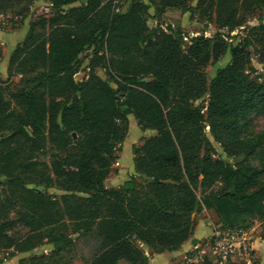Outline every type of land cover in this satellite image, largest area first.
<instances>
[{
  "label": "trees",
  "instance_id": "1",
  "mask_svg": "<svg viewBox=\"0 0 264 264\" xmlns=\"http://www.w3.org/2000/svg\"><path fill=\"white\" fill-rule=\"evenodd\" d=\"M49 1L60 11L32 22L9 60L11 76L28 65L30 72H39L31 78L22 75L14 95L16 109L2 112L7 114L0 132L30 129L38 134L47 121L50 134L65 138L56 122V99L79 93L62 112L68 130L80 135L74 151H68L75 176L57 169L65 180L66 195L60 201L23 189L25 202L14 219L5 218L8 207L0 197V252H11L13 258L49 241L51 253L20 258L17 264H73L82 242L85 264H148L153 254L178 251L191 238L199 210L213 211L229 231L264 218V168L215 159L204 132L209 127L213 138L224 142L231 112L249 110L252 95L264 93V83L246 82L243 75L249 48L258 47L264 58V23L248 25L252 18L260 21L264 0H198V18L214 23L218 32L214 38L193 39L187 50L182 33L172 26L166 31L147 27L149 7L142 0H131L126 11L117 13L110 0ZM161 1L185 8L184 0ZM75 3L80 5L61 10ZM23 10L14 12L11 1L0 0L2 14L18 16ZM224 30L238 35L228 43L220 32ZM103 42L108 59L101 53ZM87 49L94 52L93 66L108 61L116 91L92 72L85 83L74 84V63ZM227 52L230 63L209 82L206 67ZM35 84L48 92V101L35 94ZM204 96L207 104L196 106ZM128 115L142 129L157 133L134 152L135 170L145 185L140 191L131 180L122 191H109L103 181ZM63 142L65 148L71 145L66 138ZM14 156L0 152V172L8 178L15 170ZM214 184L221 189L197 197L198 188ZM70 228L75 240L68 235Z\"/></svg>",
  "mask_w": 264,
  "mask_h": 264
},
{
  "label": "rangeland",
  "instance_id": "2",
  "mask_svg": "<svg viewBox=\"0 0 264 264\" xmlns=\"http://www.w3.org/2000/svg\"><path fill=\"white\" fill-rule=\"evenodd\" d=\"M11 1L14 12H23L20 15L11 13H0V121L4 119L2 114L6 109L10 112L16 109V101L14 95L22 86L20 83L22 75L24 77H33L38 72H30L29 65L24 68H19L18 73L24 69V73L11 76L8 72V64L15 49L21 45L28 33L29 26L32 22L40 19H50L54 17L60 9L54 7L49 0H8ZM131 0H116L113 4L114 11H126ZM149 7L146 16V25L149 29L161 28L166 31L167 26L170 25L182 33V48L187 50L190 42L200 36L207 38H214L218 32L217 27L212 22H205L198 18L196 13V5L198 0H184L183 9L178 6H165L161 0H142ZM75 3L71 6L62 7L61 10H68L72 7L79 6ZM192 9V10H191ZM264 23V13L261 14L260 21L257 18H252L248 21L249 26H257ZM226 41L231 42L230 37L238 35V32L232 34L228 30L220 31ZM243 35V34H240ZM101 53H105L106 59L109 58L106 53V43L101 44ZM250 55L248 56L243 72L246 82L261 85L264 83V58L260 55L258 47L249 48ZM94 52L92 49L85 50L75 61L74 69L75 75L73 82L75 85L83 84L87 81L90 73H94L102 82L107 84L112 90L116 91L117 86L114 81L116 77L109 71V63L98 64L93 66ZM230 55L227 52L221 59L215 63L210 64L205 69V75L210 82L216 73L230 63ZM23 71V70H22ZM114 75V76H112ZM149 80V79H146ZM33 91L39 97L48 101V92L42 87L33 86ZM121 93H118V97ZM250 102V109L247 111L235 110L231 112L229 123L230 129L226 130V134L222 135L224 142H217L211 135L209 127H206L204 132L209 141L211 154L215 159H219L230 165L236 163L242 164L250 169L264 168V93H255L252 95ZM79 97V93L68 92L62 97H58L56 102L59 104L60 112L57 116V125L61 132H64V137L70 140L71 145L64 147L65 138L62 135L50 134L48 122L45 123V128L41 127L38 134H33L30 129L25 132H0V152H14L13 158L14 168L13 175L8 178L0 172V197L4 204L8 207V213L5 218L14 219L15 211L24 205V192L27 191L41 192L58 201L63 195H66L64 190L65 180L57 176V169L64 173H69L75 176V168L70 166L71 152L74 151L75 142L78 135L75 131H69L68 126L63 123V109L74 103L75 99ZM208 96H204L201 100L196 101L195 105L199 106L207 104ZM124 132L120 139L114 144L113 159L111 160L108 175L103 181V186L109 191H122L124 184L135 180L140 191L145 185L140 175L135 170L134 152L142 147L144 141L148 138L154 137L157 133L153 130L142 129L138 121L133 115L127 116V122L124 126ZM87 130H83V133ZM75 135V137H73ZM229 136V137H228ZM1 169V166H0ZM264 181V177L262 178ZM13 181L16 185L11 187L8 183ZM221 184H214L213 186L202 190L198 188L197 197H202L204 193L216 192L221 189ZM197 215H202L199 210L193 217L194 222L197 220ZM208 217V215L206 216ZM208 221L212 224L213 233L218 231L229 234L228 244L235 242L243 234L254 230L259 235H264V218H257L250 220L246 226L238 228V231H229L223 229L211 217ZM248 228L246 229L245 227ZM20 233L24 232L22 229L18 230ZM48 231L47 229L45 230ZM48 233V232H47ZM68 235L75 240L77 234L73 229H69ZM218 236L210 235L204 242H199L197 250L190 254L197 258L196 263L202 264L207 257L217 260L222 264H257V260L253 258H245L241 253L235 251L233 254L227 253L228 260L222 261V258L216 254ZM86 247V245L84 244ZM140 248L146 252L147 247L139 243ZM91 247V245L89 246ZM208 250L206 254H201L200 250ZM53 251L49 241L36 248L28 254H17L16 257L11 258L9 253L0 252V264H17L20 258H29L32 256L47 255ZM77 258L73 264H85L83 256L84 248L81 245L77 249ZM211 253V254H209ZM252 254V253H251ZM210 255V256H209ZM194 260V259H193ZM247 261V262H246ZM193 261H186L184 264H196ZM120 264H123L121 261Z\"/></svg>",
  "mask_w": 264,
  "mask_h": 264
},
{
  "label": "crops",
  "instance_id": "3",
  "mask_svg": "<svg viewBox=\"0 0 264 264\" xmlns=\"http://www.w3.org/2000/svg\"><path fill=\"white\" fill-rule=\"evenodd\" d=\"M201 214V216L197 215L193 235L181 246L178 251L153 254L149 258L148 264H184L186 261H193L194 263H196L197 258H195V256H191L190 254H193L197 250V248L199 247V242H204L210 235L214 234L211 227L212 224L210 221H208V218L211 217L217 224H219L218 227L221 226L216 214L213 211H207L203 209L201 211ZM207 215L208 217H206ZM244 235L251 247V258L256 259L257 264H264V235H259L258 232L254 234V230H250ZM207 252L208 250H200V253L203 255ZM149 254V250L146 249V255L150 256ZM207 258L209 259H205L203 263L208 262L209 264H222L217 260H213L212 258L210 259V257ZM249 263L250 262L248 261V264ZM123 264L126 263L123 262ZM196 264H198V262Z\"/></svg>",
  "mask_w": 264,
  "mask_h": 264
},
{
  "label": "built area",
  "instance_id": "4",
  "mask_svg": "<svg viewBox=\"0 0 264 264\" xmlns=\"http://www.w3.org/2000/svg\"><path fill=\"white\" fill-rule=\"evenodd\" d=\"M110 1H113L114 4L116 3V0ZM215 235L219 237L216 243V246L218 248L216 254L222 258V261L228 260L227 253L233 254L236 250L245 258L252 257L251 247L244 234L242 235V237H239L235 242H232L230 244L227 243L229 234H227L226 232L221 233L220 231H218L216 234H213V236Z\"/></svg>",
  "mask_w": 264,
  "mask_h": 264
},
{
  "label": "water",
  "instance_id": "5",
  "mask_svg": "<svg viewBox=\"0 0 264 264\" xmlns=\"http://www.w3.org/2000/svg\"><path fill=\"white\" fill-rule=\"evenodd\" d=\"M73 137H75V135H73Z\"/></svg>",
  "mask_w": 264,
  "mask_h": 264
}]
</instances>
